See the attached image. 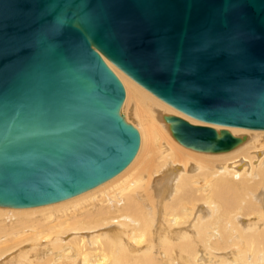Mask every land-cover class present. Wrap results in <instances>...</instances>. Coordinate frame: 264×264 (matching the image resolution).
<instances>
[{
	"label": "water",
	"instance_id": "obj_1",
	"mask_svg": "<svg viewBox=\"0 0 264 264\" xmlns=\"http://www.w3.org/2000/svg\"><path fill=\"white\" fill-rule=\"evenodd\" d=\"M106 60L210 125L264 131V0H0V207L74 198L140 148ZM202 153L244 139L165 116Z\"/></svg>",
	"mask_w": 264,
	"mask_h": 264
},
{
	"label": "bare ground",
	"instance_id": "obj_2",
	"mask_svg": "<svg viewBox=\"0 0 264 264\" xmlns=\"http://www.w3.org/2000/svg\"><path fill=\"white\" fill-rule=\"evenodd\" d=\"M113 71L127 90L121 113L140 132L139 154L61 204L0 207V264H217L221 253L229 260L219 264H264V131L192 120ZM167 115L244 142L227 153L184 150Z\"/></svg>",
	"mask_w": 264,
	"mask_h": 264
},
{
	"label": "rangeland",
	"instance_id": "obj_3",
	"mask_svg": "<svg viewBox=\"0 0 264 264\" xmlns=\"http://www.w3.org/2000/svg\"><path fill=\"white\" fill-rule=\"evenodd\" d=\"M109 64V66L111 67V69L113 70V68L115 69V67H113V65L112 64H110V63H108ZM127 77V76H126ZM128 78V77H127ZM129 79V78H128ZM129 80H131V79H129ZM132 81V80H131ZM132 82H134V81H132ZM136 84V83H135ZM124 87H125V85H124ZM125 89H126V87H125ZM145 90V89H144ZM126 93H127V90H126ZM126 99H127V96H126ZM125 104V103H124ZM173 109V108H172ZM179 112V111H178ZM165 114H167V113H165ZM190 118V117H189ZM128 120H129V118H127ZM190 119H192V118H190ZM192 120H194V119H192ZM130 123H132L131 121H130ZM166 123V122H165ZM133 124V123H132ZM167 124V123H166ZM168 125V124H167ZM228 129H231V128H228ZM233 129V128H232ZM237 129V128H236ZM140 133V132H139ZM169 133V132H168ZM170 134V133H169ZM242 136V135H241ZM170 138L172 139V140H174L172 137H171V135H170ZM174 142V141H173ZM174 143H177L176 141L174 142ZM155 145H156V142H155V140H153L152 141V143L149 145V151H150V148L152 149V147H155ZM177 145H179L178 143H177ZM181 148H184V150H189L190 152H193V153H197L198 154V152H195V151H193V150H190V149H186L185 147H183V146H181V145H179ZM141 149V148H140ZM140 151V150H139ZM139 154V153H138ZM210 155H212V154H210ZM57 204H61V203H57ZM56 205V204H55ZM51 206H53V205H51ZM1 209H4V208H1ZM30 209V208H29ZM20 210H22V209H20ZM25 210V209H24ZM193 225H194V223H193ZM66 236V235H65ZM63 240V239H62ZM222 255L221 256H219V258H218V263L217 264H219L220 263V261L221 260H223V259H226V260H229L228 259V257L225 255V253H221ZM200 255L201 254H199V260H201V259H203V258H201L200 257ZM195 263H191V264H198L197 263V261H194Z\"/></svg>",
	"mask_w": 264,
	"mask_h": 264
}]
</instances>
